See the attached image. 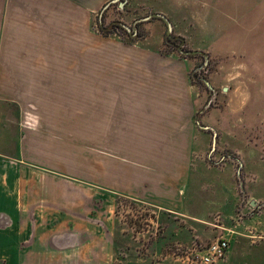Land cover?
Listing matches in <instances>:
<instances>
[{"label":"crops","instance_id":"0c3cea01","mask_svg":"<svg viewBox=\"0 0 264 264\" xmlns=\"http://www.w3.org/2000/svg\"><path fill=\"white\" fill-rule=\"evenodd\" d=\"M110 1L0 0L21 132L0 152V264H113L117 196L195 217L210 139L190 61L100 34Z\"/></svg>","mask_w":264,"mask_h":264},{"label":"rangeland","instance_id":"374dc122","mask_svg":"<svg viewBox=\"0 0 264 264\" xmlns=\"http://www.w3.org/2000/svg\"><path fill=\"white\" fill-rule=\"evenodd\" d=\"M120 2L106 10L107 23L133 27L162 14L173 25L176 50L166 45L160 18L137 24L139 46L176 56L179 46L200 53L188 61L191 76L212 86L193 82L199 128L210 139V169L192 194L195 217L122 201L113 217V264H203L208 247L220 240L230 251L214 264H264V0H125L124 8ZM20 134L16 107L0 103V152L16 156Z\"/></svg>","mask_w":264,"mask_h":264},{"label":"trees","instance_id":"16d2710c","mask_svg":"<svg viewBox=\"0 0 264 264\" xmlns=\"http://www.w3.org/2000/svg\"><path fill=\"white\" fill-rule=\"evenodd\" d=\"M107 9H103L98 14V19H97V23H96L97 24L96 25L97 31L100 34H102L103 36H105V37H116V38H118V39H120V40H122L124 42H128V43H136V42H139V40L141 39V36H139V37L138 36H136V37H128L127 39H125L122 36V33H127V31L122 27V23L120 21H115L114 20V21H111L110 23H107V16L106 15L104 16V14H105V12H106ZM166 45L168 47H170V48H173V49L175 48V50H176L177 42H176L175 37H173V36L172 37L167 36ZM178 51H179V56H181L182 58H185V59L193 58L194 57L193 55H197V54H193V51H185V50H183L181 46L178 47ZM162 53L165 54V55H172V53H170V52H162ZM196 79H197V82L199 80L198 83L203 84V82L201 81V79L196 74L194 76H191L192 84H193L194 81H196ZM122 201L128 202V203L130 201H132V202H135L136 205L137 204L148 205L146 203H143V202L138 201L136 199H132L130 197L118 196V198L116 200V206H117L116 207V209H117L116 213L119 212V208H120V205H121V202ZM117 246H118V243H117V240L115 239V249H117L116 248Z\"/></svg>","mask_w":264,"mask_h":264},{"label":"built area","instance_id":"2783aa9c","mask_svg":"<svg viewBox=\"0 0 264 264\" xmlns=\"http://www.w3.org/2000/svg\"><path fill=\"white\" fill-rule=\"evenodd\" d=\"M207 64L208 62H206L205 65ZM200 76L201 75H198L200 79L205 78V77H200ZM229 250H230V245L228 241L226 240H220L216 243H213L212 245L208 247L205 256L202 258V263L203 264H214L217 262H221L225 260Z\"/></svg>","mask_w":264,"mask_h":264},{"label":"water","instance_id":"95a60500","mask_svg":"<svg viewBox=\"0 0 264 264\" xmlns=\"http://www.w3.org/2000/svg\"><path fill=\"white\" fill-rule=\"evenodd\" d=\"M116 2H120V0H112V1H110V3L105 7V9H107L111 4H114V3H116ZM124 5H125V1L119 3V6H120L121 8H124ZM153 18H160V19H162V20L164 21V23L167 25V36H170L171 33L173 32V25H172L171 21H170L166 16H164V15H162V14H153V15H151V16H149V17H145V18H143V19H139V20H137V21L135 22V25H137V24H139V23H142V22L150 21V20L153 19ZM135 25H134V27H129V26L125 25V24H122V27H123L128 33H131L130 35H132V31H133V30L136 31ZM193 54H199V52H194V51H193ZM205 59H206V62H208V57H206ZM201 80L204 81V82L208 85V87L212 89V86H211L210 83L206 80V78H201ZM251 205H252V206H255V205H256V201H253V202L251 203Z\"/></svg>","mask_w":264,"mask_h":264},{"label":"flooded vegetation","instance_id":"af4514ba","mask_svg":"<svg viewBox=\"0 0 264 264\" xmlns=\"http://www.w3.org/2000/svg\"><path fill=\"white\" fill-rule=\"evenodd\" d=\"M125 1V0H124ZM136 26L137 25H135V28H136ZM134 27V26H133ZM131 36H134V37H136V36H139V30H138V28H136V31L135 30H133L132 31V35Z\"/></svg>","mask_w":264,"mask_h":264}]
</instances>
